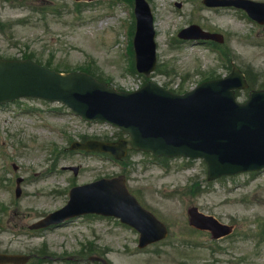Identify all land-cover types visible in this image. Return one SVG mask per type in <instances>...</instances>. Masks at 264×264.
Instances as JSON below:
<instances>
[{"label": "rangeland", "instance_id": "obj_1", "mask_svg": "<svg viewBox=\"0 0 264 264\" xmlns=\"http://www.w3.org/2000/svg\"><path fill=\"white\" fill-rule=\"evenodd\" d=\"M149 1L159 62L167 73H155L158 83L193 86L198 81L193 68L204 65L205 58L212 62L210 54L201 53L203 45L185 43L178 48L175 43L177 30L191 22L225 33L243 53L239 61L264 72V28L255 31L258 41L244 45L236 38L249 28L241 20L242 11L204 8L198 0ZM176 1L182 2L181 8ZM132 10L127 0H0V56H33L56 67L86 65L120 88L135 89L143 77L130 71ZM116 133L109 124L81 120L58 103L22 99L0 107V251H45L43 264H90L74 258L97 248L110 264H264V172L208 185L202 164L132 153L126 164L119 165L107 157L68 149L72 140L111 138ZM7 159L14 175L23 177L17 197L16 184L10 186ZM68 166L79 169L74 174ZM121 170L126 171L130 188L169 227L164 241L140 249L138 234L113 218H86L45 230L28 228L64 204L73 185ZM193 182L200 191H188ZM191 205L234 224L235 232L213 240L207 232L193 230L187 214Z\"/></svg>", "mask_w": 264, "mask_h": 264}, {"label": "water", "instance_id": "obj_2", "mask_svg": "<svg viewBox=\"0 0 264 264\" xmlns=\"http://www.w3.org/2000/svg\"><path fill=\"white\" fill-rule=\"evenodd\" d=\"M136 11L138 19L134 39L136 61L138 69L146 72L147 58L144 61L140 51L148 52L142 49L143 42L146 46L151 45L149 51L154 49V32L148 7L140 3ZM23 95L62 100L85 117L110 120L120 125L124 131L130 132L131 138L128 142L120 141L116 145L100 144L99 147L102 149L117 151L129 144L151 148L157 153H186L177 140L175 143L169 140L172 136L189 133L181 118H178L184 101L176 97H169L168 100L166 93L150 83L132 93L119 92L111 86L97 82L85 73L62 76L28 60L0 61V102ZM255 118V114L253 119L248 118L245 129L243 128L253 136L257 131ZM250 143L261 146L264 152V137L244 144L247 145L246 148L250 149L254 146ZM72 192L70 203L59 213L76 210L109 213L114 210L120 216L127 217L128 214V219H125L127 221L139 219L141 223L143 222L142 216L136 210L128 212L131 210L128 205L120 213V207L111 203L107 205L106 202L98 201L94 205H86L82 197L75 194V191ZM131 205L134 209H138L135 203ZM137 228L144 233L143 227L137 225Z\"/></svg>", "mask_w": 264, "mask_h": 264}]
</instances>
